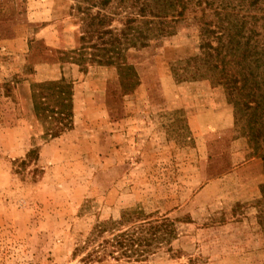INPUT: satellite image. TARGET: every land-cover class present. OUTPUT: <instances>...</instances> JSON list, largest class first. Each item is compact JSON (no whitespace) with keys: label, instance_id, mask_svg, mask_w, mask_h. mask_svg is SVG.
I'll return each instance as SVG.
<instances>
[{"label":"rangeland","instance_id":"1","mask_svg":"<svg viewBox=\"0 0 264 264\" xmlns=\"http://www.w3.org/2000/svg\"><path fill=\"white\" fill-rule=\"evenodd\" d=\"M134 1L0 0V264H264V113L201 48L217 0L153 32Z\"/></svg>","mask_w":264,"mask_h":264},{"label":"trees","instance_id":"2","mask_svg":"<svg viewBox=\"0 0 264 264\" xmlns=\"http://www.w3.org/2000/svg\"><path fill=\"white\" fill-rule=\"evenodd\" d=\"M140 1L142 3H139ZM176 1L180 2L181 10H184L187 3L194 0H135L133 2L135 6H133L137 8L136 15L127 20L126 23L129 24L134 21L142 22L144 25H147L146 32H153L154 28L148 26L149 22L144 21L146 13L149 12L154 18L161 17L160 12L166 14L167 10L174 9ZM196 1L195 4L198 3L200 5L204 3L207 8L212 7L214 4V0ZM216 3L217 5L213 12L216 21L213 22L212 26L217 31H210L205 27H201L200 35L205 40L215 38L217 47L213 48L211 43L206 41L201 45V48L216 53V57L220 60L219 67L222 65L228 66L226 78L230 76L228 79V83L231 84L229 94L239 96L247 94L254 99L260 98L259 102L255 101L253 109L256 111L261 106V113H264V0H217ZM154 8L155 12L152 11ZM250 10L262 13V15L260 17L249 15L247 11ZM241 11L246 14H241ZM179 14H182V12ZM128 24H125V28L120 33V37L123 39L127 38L126 31L131 30ZM135 30L137 31L136 39L146 38L145 33L140 28H136ZM206 57L207 59L205 60H208V58L212 59L210 53H206ZM127 68L124 66L120 67L121 70ZM250 83L254 86L250 87ZM33 97L35 98L36 96L33 95ZM37 105L38 103L35 101V109H37ZM246 109L251 108L246 106ZM140 242H143L141 238L134 236L132 232H128L114 234L106 243L114 249H121L124 246H138ZM131 252L135 253L136 250H131Z\"/></svg>","mask_w":264,"mask_h":264}]
</instances>
